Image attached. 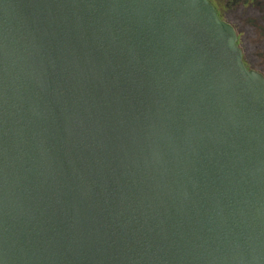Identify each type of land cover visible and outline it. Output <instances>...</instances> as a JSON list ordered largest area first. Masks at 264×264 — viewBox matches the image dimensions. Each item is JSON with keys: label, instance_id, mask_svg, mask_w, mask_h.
Returning a JSON list of instances; mask_svg holds the SVG:
<instances>
[{"label": "water", "instance_id": "1", "mask_svg": "<svg viewBox=\"0 0 264 264\" xmlns=\"http://www.w3.org/2000/svg\"><path fill=\"white\" fill-rule=\"evenodd\" d=\"M0 264H264V77L209 0H0Z\"/></svg>", "mask_w": 264, "mask_h": 264}, {"label": "flooded vegetation", "instance_id": "2", "mask_svg": "<svg viewBox=\"0 0 264 264\" xmlns=\"http://www.w3.org/2000/svg\"><path fill=\"white\" fill-rule=\"evenodd\" d=\"M235 30L247 68L264 77V0H209Z\"/></svg>", "mask_w": 264, "mask_h": 264}]
</instances>
